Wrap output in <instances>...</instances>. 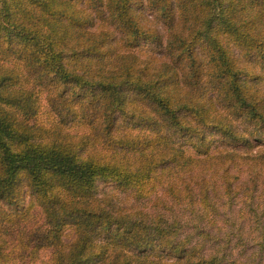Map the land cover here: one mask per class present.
I'll return each instance as SVG.
<instances>
[{
  "label": "trees",
  "instance_id": "1",
  "mask_svg": "<svg viewBox=\"0 0 264 264\" xmlns=\"http://www.w3.org/2000/svg\"><path fill=\"white\" fill-rule=\"evenodd\" d=\"M259 163L264 0H0V264H245L97 184Z\"/></svg>",
  "mask_w": 264,
  "mask_h": 264
},
{
  "label": "rangeland",
  "instance_id": "2",
  "mask_svg": "<svg viewBox=\"0 0 264 264\" xmlns=\"http://www.w3.org/2000/svg\"><path fill=\"white\" fill-rule=\"evenodd\" d=\"M192 175L196 176V172ZM205 179L209 181L205 201L199 197L196 180L187 194L178 179L162 173L142 188L122 190L111 182L99 181L97 192L111 194L116 205L134 217L145 214L150 219L163 218L181 235H189L203 245L206 252L245 264H264V163L232 167L229 189L222 172L207 174ZM33 217L37 222V212ZM48 256V251L38 255L40 259Z\"/></svg>",
  "mask_w": 264,
  "mask_h": 264
}]
</instances>
